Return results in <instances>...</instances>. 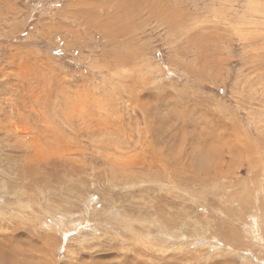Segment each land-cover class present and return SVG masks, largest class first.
I'll use <instances>...</instances> for the list:
<instances>
[{"label": "rangeland", "instance_id": "obj_1", "mask_svg": "<svg viewBox=\"0 0 264 264\" xmlns=\"http://www.w3.org/2000/svg\"><path fill=\"white\" fill-rule=\"evenodd\" d=\"M0 249L264 264V0H0Z\"/></svg>", "mask_w": 264, "mask_h": 264}, {"label": "bare ground", "instance_id": "obj_2", "mask_svg": "<svg viewBox=\"0 0 264 264\" xmlns=\"http://www.w3.org/2000/svg\"><path fill=\"white\" fill-rule=\"evenodd\" d=\"M2 247V245H1ZM1 250V249H0ZM10 250V249H9ZM5 253V252H4ZM3 253V254H4ZM15 257V256H14ZM2 259L1 252H0V260ZM4 259V258H3ZM0 264H8L6 260H3V262L0 261Z\"/></svg>", "mask_w": 264, "mask_h": 264}]
</instances>
